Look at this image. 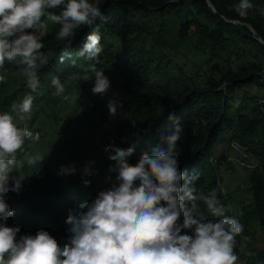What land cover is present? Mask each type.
<instances>
[{
	"label": "trees",
	"instance_id": "1",
	"mask_svg": "<svg viewBox=\"0 0 264 264\" xmlns=\"http://www.w3.org/2000/svg\"><path fill=\"white\" fill-rule=\"evenodd\" d=\"M170 17L179 23L176 36L170 35ZM186 39L208 57L211 72L201 80L206 84L193 76L176 96H167L161 84L159 91L140 94L145 108L132 116L130 127L116 122L111 143L133 166L135 157L150 161L144 151L149 146L183 141L177 162L159 163L162 171L148 172L136 195L147 190L156 211L185 203L163 214L141 254L186 253L196 260L219 254L225 243L238 251L242 246L246 264H264V242L253 236L256 226L264 229V112L256 96L248 97L251 110L243 106L236 116L231 110L237 88L252 85L264 98V0H0V109L16 95L1 103L9 70L28 69L24 88L45 83L51 74L62 84L74 79L89 98L86 76L93 65L111 63L128 74L124 88H144L149 71L166 72L165 49L179 51ZM242 53L249 58L233 66V55L240 60ZM158 109L167 118L163 126ZM224 134L228 148L236 144L246 153L250 169L253 201L235 225L211 161ZM109 229L76 187L45 163L40 173L0 192V247L10 232L15 264H86L106 236L116 235Z\"/></svg>",
	"mask_w": 264,
	"mask_h": 264
},
{
	"label": "rangeland",
	"instance_id": "2",
	"mask_svg": "<svg viewBox=\"0 0 264 264\" xmlns=\"http://www.w3.org/2000/svg\"><path fill=\"white\" fill-rule=\"evenodd\" d=\"M168 26L170 35L176 36L179 23L174 17L169 18ZM165 53L166 72L154 75L149 71L147 85L141 88L131 83V90L122 86L128 84L129 76L121 68L98 62L86 76L89 98L74 79L62 84L51 74L45 83L24 88L28 69L7 71L1 103L16 95L9 107L0 109V192L8 184L21 183L40 173L43 163L74 185L109 223V230L116 233L103 239V245L87 259V264H246L240 257L243 247L238 251L225 243L219 254L196 260H187L186 253L149 257L141 254L163 214H169L173 207H185V203H170L162 211L152 209L147 190L144 197H136L142 180L148 172L162 171L159 163L177 162L185 149L181 139L170 141L166 148L159 144L149 146L144 151L150 154L147 156H151L150 161L135 157L131 166L127 153L119 152L118 146L111 147L118 136L115 124L122 121L130 127L132 116L145 108L139 96L147 90L159 91L161 84L166 86L167 96H176L191 84L193 76L204 86L206 82L201 80L211 72L208 57L191 39H186L179 51L169 46ZM153 58L151 69L158 61L155 55ZM247 58L249 55L245 53L240 60L233 55L232 65L243 66ZM227 68L229 65L223 63V70ZM233 94L231 110L235 116L243 106L247 110L253 108L254 103L248 97H263V91L252 85L237 88ZM158 110L155 117L163 126L167 118L162 119ZM228 140L224 134L215 151V156L225 157L226 163L214 168L218 192L226 199L227 211L235 225L244 213L242 208L253 201V194L250 169L244 166L249 161L237 147L228 148ZM254 229L255 241L263 243L264 229L259 226ZM2 244L0 264H15L17 256L10 232L4 233Z\"/></svg>",
	"mask_w": 264,
	"mask_h": 264
},
{
	"label": "built area",
	"instance_id": "3",
	"mask_svg": "<svg viewBox=\"0 0 264 264\" xmlns=\"http://www.w3.org/2000/svg\"><path fill=\"white\" fill-rule=\"evenodd\" d=\"M259 103H260V106H261V110L264 112V98L263 97L259 99ZM232 146L234 148L237 147L236 144H232ZM244 155L246 156V153H244ZM211 161H212V163L215 166H222V165H224L226 163V159H224V158H218V157H215V156L214 157H211Z\"/></svg>",
	"mask_w": 264,
	"mask_h": 264
},
{
	"label": "clouds",
	"instance_id": "4",
	"mask_svg": "<svg viewBox=\"0 0 264 264\" xmlns=\"http://www.w3.org/2000/svg\"><path fill=\"white\" fill-rule=\"evenodd\" d=\"M233 147V146H232ZM237 147H238V145H237ZM234 148V147H233ZM238 149H240L239 147H238ZM243 152V155H244V151H242ZM215 156V155H214ZM213 156V157H214ZM216 157V156H215ZM218 158H224V159H226L225 157H218ZM243 163V162H242ZM244 164V163H243ZM214 165V164H213ZM215 166V165H214ZM110 226V225H109ZM87 264V263H86Z\"/></svg>",
	"mask_w": 264,
	"mask_h": 264
},
{
	"label": "crops",
	"instance_id": "5",
	"mask_svg": "<svg viewBox=\"0 0 264 264\" xmlns=\"http://www.w3.org/2000/svg\"><path fill=\"white\" fill-rule=\"evenodd\" d=\"M243 209V208H242ZM243 211V210H242ZM254 236V235H253ZM246 261H247V259H246Z\"/></svg>",
	"mask_w": 264,
	"mask_h": 264
}]
</instances>
